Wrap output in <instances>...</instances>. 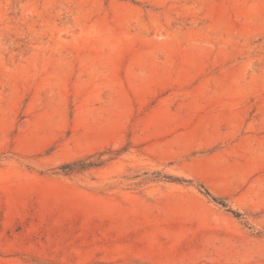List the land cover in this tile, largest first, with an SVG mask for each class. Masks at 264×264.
<instances>
[{
  "label": "rangeland",
  "instance_id": "374dc122",
  "mask_svg": "<svg viewBox=\"0 0 264 264\" xmlns=\"http://www.w3.org/2000/svg\"><path fill=\"white\" fill-rule=\"evenodd\" d=\"M0 264H264V0H0Z\"/></svg>",
  "mask_w": 264,
  "mask_h": 264
},
{
  "label": "trees",
  "instance_id": "16d2710c",
  "mask_svg": "<svg viewBox=\"0 0 264 264\" xmlns=\"http://www.w3.org/2000/svg\"><path fill=\"white\" fill-rule=\"evenodd\" d=\"M206 194L212 197L211 193H210L207 189H206ZM212 198H213L215 201H217L218 203L222 204L223 206H226V204H225L223 201H221L220 199H217V198L214 197V196H213Z\"/></svg>",
  "mask_w": 264,
  "mask_h": 264
}]
</instances>
